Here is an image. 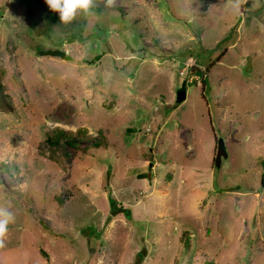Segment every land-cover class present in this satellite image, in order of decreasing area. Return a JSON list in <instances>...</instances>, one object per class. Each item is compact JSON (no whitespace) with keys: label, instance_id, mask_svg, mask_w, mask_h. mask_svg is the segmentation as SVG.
I'll return each instance as SVG.
<instances>
[{"label":"rangeland","instance_id":"obj_1","mask_svg":"<svg viewBox=\"0 0 264 264\" xmlns=\"http://www.w3.org/2000/svg\"><path fill=\"white\" fill-rule=\"evenodd\" d=\"M201 1L114 0L70 43L0 0V264H264V0Z\"/></svg>","mask_w":264,"mask_h":264},{"label":"trees","instance_id":"obj_2","mask_svg":"<svg viewBox=\"0 0 264 264\" xmlns=\"http://www.w3.org/2000/svg\"><path fill=\"white\" fill-rule=\"evenodd\" d=\"M99 0H94V7L90 10L88 14H84L83 12L79 13L77 17L69 24H64L59 20V14L56 12L51 11L45 0H26L28 5V10L31 9V5L34 3L36 6V10L31 13L32 16V29L33 31L40 36H46L48 38L51 37L52 32L54 31L55 27L59 25L61 27V31L67 35L68 41L70 43H74L80 39H82L83 27L84 24L92 12H96L98 14H102L105 11L112 9L111 7H101L98 6ZM206 0H202L203 8H206L205 4ZM44 49L41 46H38V51ZM68 59H72L68 57ZM91 137H88L87 130L81 129L77 133H74L69 130H65L63 128H56L51 134L46 135V142L52 146L57 147L64 143L72 146L78 147L79 142L85 140H91ZM90 147L93 148H105L108 149L109 143L107 140L99 141L94 140L90 141ZM54 158V157H53ZM55 159V158H54ZM262 183L264 184V176ZM188 245V243H187ZM207 264H214L213 262H207Z\"/></svg>","mask_w":264,"mask_h":264},{"label":"clouds","instance_id":"obj_3","mask_svg":"<svg viewBox=\"0 0 264 264\" xmlns=\"http://www.w3.org/2000/svg\"><path fill=\"white\" fill-rule=\"evenodd\" d=\"M48 8L59 14V20L64 24L71 23L79 13L88 14L94 7V0H45ZM114 0H107V6L111 7ZM12 214L0 208V246L7 232L9 222L13 221Z\"/></svg>","mask_w":264,"mask_h":264},{"label":"water","instance_id":"obj_4","mask_svg":"<svg viewBox=\"0 0 264 264\" xmlns=\"http://www.w3.org/2000/svg\"><path fill=\"white\" fill-rule=\"evenodd\" d=\"M40 55L42 56H52V57H61V58H65L66 57V53L63 52L62 50L59 49H51V50H45V51H40ZM186 86H182V88L179 90L178 92V102H183L186 99ZM227 157V151L225 149V144L223 142V140H219L218 142V151H217V155H216V165L218 167L221 166V161L222 158H226Z\"/></svg>","mask_w":264,"mask_h":264}]
</instances>
